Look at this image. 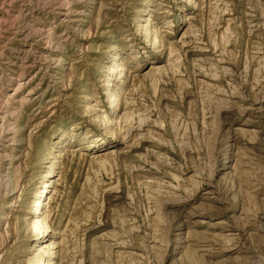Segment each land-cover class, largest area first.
I'll return each instance as SVG.
<instances>
[{"label":"rangeland","instance_id":"374dc122","mask_svg":"<svg viewBox=\"0 0 264 264\" xmlns=\"http://www.w3.org/2000/svg\"><path fill=\"white\" fill-rule=\"evenodd\" d=\"M34 261L264 264V0H0V264Z\"/></svg>","mask_w":264,"mask_h":264},{"label":"bare ground","instance_id":"6f19581e","mask_svg":"<svg viewBox=\"0 0 264 264\" xmlns=\"http://www.w3.org/2000/svg\"><path fill=\"white\" fill-rule=\"evenodd\" d=\"M157 30H160V28H157ZM121 66V65H120ZM21 85V84H20ZM19 85V86H20ZM24 85H25V83H24ZM109 86V83H107V85H106V87H108ZM129 102H126L125 104H128ZM129 105V104H128ZM128 118L126 117L125 118V123L127 124V122H128ZM123 121V120H122ZM110 122H113V120H108V124L110 123ZM129 124V123H128ZM127 124V125H128ZM125 127V126H124ZM129 127V126H128ZM122 130V129H121ZM121 130H119V132H120V134L122 135V134H124L123 136V138H125V136L127 135V134H125V132H121ZM129 133V132H128ZM122 137V136H121ZM58 157H61L60 155H56L55 156V158H58ZM49 185L47 184L46 185V188L48 187ZM14 192V191H13ZM169 194V193H168ZM47 198H48V196L46 197V199L45 200H47ZM42 203V202H41ZM41 203L38 205V207L35 209V210H32L31 212H30V214L31 215H33V216H35L36 218H35V220H34V225H33V227H32V231H30L29 232V236H30V239L31 240H35L36 239V237L35 236H33L34 234L33 233H31V232H33V230L35 231L36 229L38 230V232L37 233H35V235L36 234H38V235H45L46 233H45V231H46V228H48L49 226H50V224H49V222L51 221V219H52V216H51V212H49V213H47L45 216H44V218H41V212L43 213V209H41V207H42V205H41ZM46 204H47V201H45V203H44V208H45V206H46ZM48 223V224H47ZM114 237V236H113ZM47 247H50V245L49 246H44V248H47ZM48 250L49 249H47V250H45V251H42V249H41V253H40V256H39V258L40 259H44L45 261H50L51 260V254L50 253H48ZM36 255V254H35ZM38 258V259H39ZM37 261V260H36ZM32 264H36L35 263V261L34 262H32Z\"/></svg>","mask_w":264,"mask_h":264}]
</instances>
